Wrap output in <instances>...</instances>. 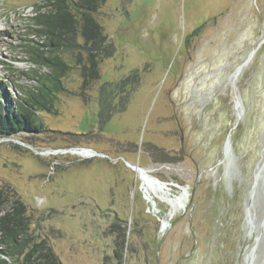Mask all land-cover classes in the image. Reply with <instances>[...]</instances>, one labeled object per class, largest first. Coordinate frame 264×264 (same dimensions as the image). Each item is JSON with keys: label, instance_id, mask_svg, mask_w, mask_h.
Listing matches in <instances>:
<instances>
[{"label": "rangeland", "instance_id": "374dc122", "mask_svg": "<svg viewBox=\"0 0 264 264\" xmlns=\"http://www.w3.org/2000/svg\"><path fill=\"white\" fill-rule=\"evenodd\" d=\"M45 1L0 0V89L13 96L34 83L21 37ZM97 16L116 52L89 100L62 93L40 133L0 135L3 196L21 201L32 241L62 264H264V0H107ZM135 70L126 109L102 124L100 86ZM64 81L81 90L76 69Z\"/></svg>", "mask_w": 264, "mask_h": 264}, {"label": "trees", "instance_id": "16d2710c", "mask_svg": "<svg viewBox=\"0 0 264 264\" xmlns=\"http://www.w3.org/2000/svg\"><path fill=\"white\" fill-rule=\"evenodd\" d=\"M106 2L46 0L36 7L32 16L27 17L28 31L23 34L26 37L21 39L26 41L23 45L26 48V60L35 67L30 73L21 72L25 75L24 79L34 83H17L21 91L19 96H13L4 88L0 89V135L40 133L44 127L40 111L54 113L62 93H72L81 96L84 101L89 100V90L101 78V63L116 52L114 43L109 40L103 25L98 21L97 12ZM73 69L82 78L79 92L69 89L64 81ZM139 83L140 71L135 70L118 82H105L100 86L98 99L102 124L116 112L126 109ZM117 98L118 102H115ZM3 192L0 186V264H7L8 259L14 257L19 264H62L48 240L42 238L36 243L32 241L30 226L22 214L21 201L15 199L13 205V201L9 197L5 198ZM7 204H11L10 209L1 214ZM119 239L120 233L116 240L117 257H120Z\"/></svg>", "mask_w": 264, "mask_h": 264}, {"label": "bare ground", "instance_id": "6f19581e", "mask_svg": "<svg viewBox=\"0 0 264 264\" xmlns=\"http://www.w3.org/2000/svg\"><path fill=\"white\" fill-rule=\"evenodd\" d=\"M254 55V54H253ZM231 137V134H230ZM229 137V139H230ZM231 141V140H230ZM229 141L228 147L230 146L231 148V143ZM227 147V148H228ZM227 150V149H226ZM62 152H71L74 154H78L84 157H90V156H94L95 152L93 150L90 149H80V148H72V149H68V150H63ZM47 154V153H45ZM136 170L138 171L140 177L145 181L148 189L152 192L155 193V191H161L164 194H169V186L164 183L162 180L158 179L157 177H155L154 175H152L149 170L141 167L140 169L136 168ZM184 195H187V190L184 192Z\"/></svg>", "mask_w": 264, "mask_h": 264}, {"label": "water", "instance_id": "95a60500", "mask_svg": "<svg viewBox=\"0 0 264 264\" xmlns=\"http://www.w3.org/2000/svg\"><path fill=\"white\" fill-rule=\"evenodd\" d=\"M252 54L250 55L249 59L251 58ZM249 59H248V61H249ZM240 71H241V67L237 70V73L236 74H238ZM229 137H230V134L228 135L227 140H226V148H227V145L229 144V141H230ZM230 143H232V142L230 141ZM131 165L133 167H137L138 169H140V167L137 166L136 164H131Z\"/></svg>", "mask_w": 264, "mask_h": 264}]
</instances>
